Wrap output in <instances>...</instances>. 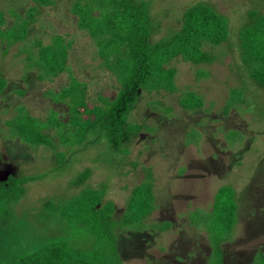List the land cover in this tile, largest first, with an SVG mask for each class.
I'll return each mask as SVG.
<instances>
[{
    "label": "rangeland",
    "instance_id": "rangeland-1",
    "mask_svg": "<svg viewBox=\"0 0 264 264\" xmlns=\"http://www.w3.org/2000/svg\"><path fill=\"white\" fill-rule=\"evenodd\" d=\"M133 1L148 4L151 44L180 29L184 13L200 4L227 20L228 37L213 47L205 46L215 57L210 63L194 65L181 59L170 63L177 69L176 91H140L127 113L128 121L152 130L144 128L124 144L127 154L111 150L104 136L99 139V129V135L89 134L81 144L61 145L56 150L7 136L6 121L19 106L41 120L49 109L66 116V104L51 93L68 86L70 76L89 85L86 99L90 105L99 94L113 97L118 91L115 77L101 67L94 40L71 13L72 0H56L34 11L23 40L9 41L0 35V75L6 80L0 95V180L17 175L23 188L11 203L9 217L0 223V260L4 263L56 239L89 245L90 234L65 222L55 206L84 190H104L102 204L113 202V216L119 219L131 190L145 180V168L150 167L156 209L142 222L144 230H117L123 264H264V87L249 77L238 42L241 29L252 21L250 14H264V0ZM33 6V0H0L5 20L1 29L27 19ZM56 35L72 40L67 60L70 73L46 78L47 71L37 60L40 46L36 41L50 45ZM200 70L207 74L201 75ZM40 74L45 78L40 79ZM232 90L242 93L225 114ZM185 91L199 95L203 106L181 108L178 100ZM86 168L89 178L76 184ZM225 188L231 190L230 199ZM214 200L234 204L231 225L213 213ZM166 223L170 227L163 231ZM222 237L229 240L223 246L218 242ZM208 238L217 244L209 245ZM220 248L224 251L221 262L210 257L220 255Z\"/></svg>",
    "mask_w": 264,
    "mask_h": 264
},
{
    "label": "trees",
    "instance_id": "trees-1",
    "mask_svg": "<svg viewBox=\"0 0 264 264\" xmlns=\"http://www.w3.org/2000/svg\"><path fill=\"white\" fill-rule=\"evenodd\" d=\"M33 1L35 6L29 8L27 19L9 29H1L5 20L4 13L0 10L1 36L5 34L9 41L25 39L28 21L33 12L39 7L51 6L56 2ZM70 11L77 16L79 28L85 30L94 40L101 67L115 77L118 91L113 97L99 94L96 104L90 105L86 99L89 85L70 76L68 86L57 93H51L53 99L66 104V116H60L56 109H49L52 110L49 111L50 115L41 120L27 113L25 107L19 106L17 113L6 121L9 129L7 136L10 139L18 137L26 144L56 150L61 145L70 148L81 144L89 134L99 135L96 132V129H99V139L101 135L104 136L111 150L127 154L129 152L123 147L124 144L131 142L142 129L152 130L145 124L128 121L127 113L140 97V91H176L177 69L170 63L176 59L194 65L210 63L215 57L205 46L213 47L225 42L228 37L227 20L209 6L202 4L189 8L183 15L180 29L154 44L148 41L152 23L146 2L72 0ZM250 16L251 23L240 31L239 49L242 62L248 68L249 77L257 82V85L264 87V14L251 13ZM36 43L40 46L37 60L47 71L46 78L55 77L61 72L70 73L67 60L72 40H65L56 35L50 45H42L37 41ZM200 71L203 72L201 75L207 74L204 70ZM39 77L45 78L43 74ZM5 88L6 80L0 75V95ZM231 92L224 106L225 114L231 106L239 102L240 96L237 94L242 93L236 94L235 90ZM22 94L23 91L20 95ZM178 104L185 110H195L203 106V100L195 92L185 91ZM164 110L171 111L168 107ZM50 130L54 131L53 134ZM55 155L58 159L56 152ZM88 175V168L81 171L76 184H82L89 178ZM151 176V168H145V180L133 187L126 209L119 219L113 216V202L102 204L104 190H84L68 203L55 206V211L65 222H69L77 230L82 229L85 235L90 234L89 245H70L63 239H56L40 244L33 252L26 250L23 255H16L4 263L0 260V264H123L117 247L116 233L118 229L125 228L137 227L141 231L144 230L141 228L142 222L156 209ZM19 178L17 175L8 174L5 179L0 180V223L9 217L13 200L23 193ZM224 190L230 199V188ZM213 202L215 203V200ZM228 203L225 200L218 201L214 204L213 213L216 212L225 223L227 220L231 225L235 218V206ZM227 204L228 209H225ZM192 223L195 224L193 221ZM169 225L166 223L161 228L166 231ZM11 227L6 226V229ZM230 227L232 226L228 228ZM210 233L213 237L211 228ZM210 239L208 238L209 245L217 244ZM228 241V237H222L218 242L223 246V243ZM219 253L220 255L210 257L214 256V259L217 258L221 262L224 260V251L220 248Z\"/></svg>",
    "mask_w": 264,
    "mask_h": 264
}]
</instances>
